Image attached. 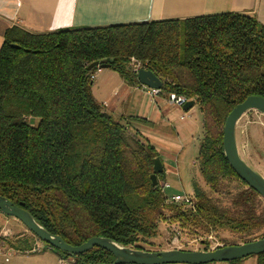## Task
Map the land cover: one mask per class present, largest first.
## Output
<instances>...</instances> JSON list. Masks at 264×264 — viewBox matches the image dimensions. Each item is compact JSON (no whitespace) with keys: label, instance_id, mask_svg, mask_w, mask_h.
<instances>
[{"label":"trees","instance_id":"1","mask_svg":"<svg viewBox=\"0 0 264 264\" xmlns=\"http://www.w3.org/2000/svg\"><path fill=\"white\" fill-rule=\"evenodd\" d=\"M131 59L160 80V94L183 95L202 114L196 159L202 185L192 180L191 207L167 200L159 186L163 171L151 185L159 154L129 126L145 121L114 119L92 94L97 68H87L94 62L140 87ZM250 96L264 98V29L245 14L47 33L13 26L0 48V196L71 246L102 237L149 251L144 246H153L159 223L177 224L204 251L207 237L218 233L240 240L221 238L222 246L263 239L264 200L237 177L222 148L227 115ZM232 184L240 186L234 193ZM30 235L11 248L30 250L37 239ZM251 257L264 264V253ZM72 260L112 264L114 258L93 248Z\"/></svg>","mask_w":264,"mask_h":264},{"label":"crops","instance_id":"2","mask_svg":"<svg viewBox=\"0 0 264 264\" xmlns=\"http://www.w3.org/2000/svg\"><path fill=\"white\" fill-rule=\"evenodd\" d=\"M223 13L251 16L264 29V0H0V48L5 31L13 26L32 33H47ZM92 94L111 117L145 121L129 122L130 129L142 133L156 148L164 181L172 176V152L169 153L167 147L185 144L193 138L198 127L191 113L193 107L185 112L170 105L162 94L151 98L141 85L129 86L109 69L96 75ZM5 244L6 241L0 238V247L4 248ZM7 257L6 262L0 255V264H74L72 259L62 258L46 247L27 254L16 250ZM247 259L218 264L256 263L255 258L252 262Z\"/></svg>","mask_w":264,"mask_h":264},{"label":"water","instance_id":"3","mask_svg":"<svg viewBox=\"0 0 264 264\" xmlns=\"http://www.w3.org/2000/svg\"><path fill=\"white\" fill-rule=\"evenodd\" d=\"M92 68L104 70L109 67L94 62L87 69ZM136 78L141 86L150 89H161L160 80L149 70H139ZM193 106L194 101H188L182 109L187 112ZM252 111L264 116V98L247 97L229 112L223 125L222 148L228 165L237 177L264 200V178L244 162L239 154L236 140L238 121L242 116ZM152 167L153 173L150 175V180L151 185L155 187L157 176L163 171L158 157L152 160ZM0 214L16 219L39 241L72 259H76L77 256L85 254L93 248H99L111 254L114 258L112 264H218L234 262L264 253V238L239 245L221 246L207 251H183L178 249L157 252L143 251L121 246L110 239L102 237H93L79 246H71L65 243L60 236L50 234L36 223L34 218L22 206L15 205L1 196Z\"/></svg>","mask_w":264,"mask_h":264},{"label":"rangeland","instance_id":"4","mask_svg":"<svg viewBox=\"0 0 264 264\" xmlns=\"http://www.w3.org/2000/svg\"><path fill=\"white\" fill-rule=\"evenodd\" d=\"M191 113L198 125L193 138L186 141L185 144H180L176 147H167L168 152H172L170 164L174 172L167 180L164 181V178L159 182L160 187L164 183L170 187L164 192L167 198L175 193L190 196L192 193V180H195L202 185L196 162L199 146L204 136L201 124L202 114L196 104L193 106ZM236 140L239 154L242 159H244V162L254 172L264 178V116L254 111L245 114L236 125ZM229 188V190L234 193L240 188V186H238V184H232ZM260 205L261 207H264V201H262ZM158 227V236L152 241L153 246H144V248H149V251L157 252L170 249L200 251L204 248V245L201 244L199 238L192 237L189 232L180 229L177 224L159 223ZM6 229L10 231V235L8 237H2L1 234L3 233V230ZM0 235L1 239L6 241L5 248H11V242H15L17 238L31 237L30 233L19 221L3 216L2 214H0ZM175 236L178 237L177 242L174 239ZM209 237L212 239L211 242L214 243L215 241L217 244V246H214V244H211L210 241H208L209 250L221 247L223 245V242L220 240L221 238L231 244L240 242L236 236L228 233H218L217 236L212 235ZM32 240L34 242L33 246L37 245L45 248V244L38 239L33 238ZM247 260L248 262H252L254 259L248 257Z\"/></svg>","mask_w":264,"mask_h":264},{"label":"built area","instance_id":"5","mask_svg":"<svg viewBox=\"0 0 264 264\" xmlns=\"http://www.w3.org/2000/svg\"><path fill=\"white\" fill-rule=\"evenodd\" d=\"M130 65H131V68L133 70V72L135 74H137V72L139 70H146L145 68L141 67V65L136 62L134 59H131V62H130ZM101 70L97 68V70L91 75V79H95L96 75L100 72ZM146 95H148L149 97L151 98H156L160 95V90L159 89H150V88H147V87H144V86H141ZM166 101L172 105V106H175V107H178V108H183V106L189 101L185 96L183 95H176V94H169L167 97H166ZM169 188V186L164 183L162 186H161V189L163 192H165V190H167ZM169 202H173V203H179V204H183L184 206L186 207H191L192 204H191V200H190V197L186 194H175V195H172L170 196L168 199H167ZM2 237H8L10 235V231L9 230H3V233L1 234ZM1 235H0V238H1ZM176 240V242L178 241V237L175 236L174 238ZM208 241H210L211 244H214V246H217L216 242L214 241L211 242V237H208L207 238ZM175 242V243H176ZM173 244V242H172ZM2 247V246H1ZM0 247V255H2L3 257H5V261L7 262L8 261V257L11 253L15 252L16 250L12 249V248H1ZM46 248H49L50 247H47L45 246ZM42 249V247L40 246H33L30 250H25V251H18V252H21V253H35V252H39L40 250Z\"/></svg>","mask_w":264,"mask_h":264}]
</instances>
